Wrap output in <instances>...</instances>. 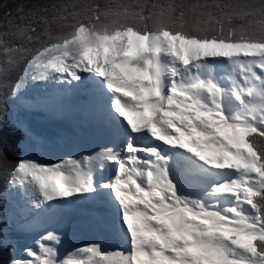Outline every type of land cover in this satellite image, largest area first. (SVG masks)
I'll use <instances>...</instances> for the list:
<instances>
[{
  "label": "snow or ice",
  "instance_id": "obj_1",
  "mask_svg": "<svg viewBox=\"0 0 264 264\" xmlns=\"http://www.w3.org/2000/svg\"><path fill=\"white\" fill-rule=\"evenodd\" d=\"M0 264H264V0H0Z\"/></svg>",
  "mask_w": 264,
  "mask_h": 264
},
{
  "label": "trees",
  "instance_id": "obj_2",
  "mask_svg": "<svg viewBox=\"0 0 264 264\" xmlns=\"http://www.w3.org/2000/svg\"><path fill=\"white\" fill-rule=\"evenodd\" d=\"M13 137H9V144H10V147L13 146Z\"/></svg>",
  "mask_w": 264,
  "mask_h": 264
}]
</instances>
